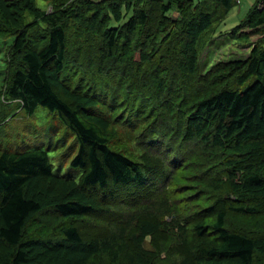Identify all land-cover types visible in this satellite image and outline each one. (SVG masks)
Instances as JSON below:
<instances>
[{"label": "trees", "instance_id": "obj_1", "mask_svg": "<svg viewBox=\"0 0 264 264\" xmlns=\"http://www.w3.org/2000/svg\"><path fill=\"white\" fill-rule=\"evenodd\" d=\"M41 1L0 0V125L41 107L78 149L0 148V264H264V0L205 72L240 0Z\"/></svg>", "mask_w": 264, "mask_h": 264}, {"label": "rangeland", "instance_id": "obj_2", "mask_svg": "<svg viewBox=\"0 0 264 264\" xmlns=\"http://www.w3.org/2000/svg\"><path fill=\"white\" fill-rule=\"evenodd\" d=\"M254 1L240 0L238 5L229 12L226 19L221 23L219 32L213 36L212 41L200 56V64L203 72L220 61L229 62L248 58L256 37H252L245 45H239L237 42L232 41L228 34L239 24V21L246 17ZM37 4L39 7H43L48 11L51 9L50 5L47 3L43 4L41 0H38ZM246 32L250 31L248 30ZM10 42L11 40H0V88L3 85V78L6 77L4 57L5 50ZM12 114H15V116L0 125V148L6 150H22L30 146L45 145L43 136L48 133L53 134L52 143L57 140L54 145L59 150L49 152V156L55 168L59 169L58 173L65 174L70 161L76 155L78 146L74 136L60 120L41 107H38L31 116L17 112L16 108ZM118 133L121 134L120 131ZM46 147L42 146V149ZM86 228L88 229V227ZM31 230L33 232L36 231L35 226H32ZM87 231L90 235L95 234L94 231H90L89 229ZM98 264L104 263L100 261Z\"/></svg>", "mask_w": 264, "mask_h": 264}]
</instances>
